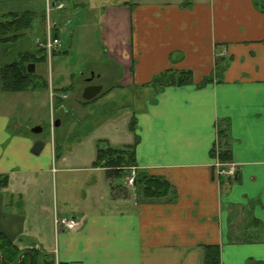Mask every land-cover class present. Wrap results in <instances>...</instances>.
I'll list each match as a JSON object with an SVG mask.
<instances>
[{"label":"crops","instance_id":"1","mask_svg":"<svg viewBox=\"0 0 264 264\" xmlns=\"http://www.w3.org/2000/svg\"><path fill=\"white\" fill-rule=\"evenodd\" d=\"M65 1L81 16L78 42L90 20L103 57L122 70L115 85L105 80L118 74L111 67L92 72L85 87L100 86L103 98L120 90L146 99L126 110L129 128L117 124L119 115L106 119L87 149L66 152L58 167L50 141L34 155L39 139L8 132L0 102V202L13 209L0 220V232L19 250L51 254L64 264H205L208 245L220 247L221 264H264V0H0V21L30 13L29 28L40 24L44 36L50 13L72 23ZM57 3L63 9H53ZM52 24L59 38L60 21ZM221 59L219 78L198 87ZM166 70L190 71L192 84L159 92L145 86ZM76 87H50V93L68 99ZM218 129L235 165L234 177L219 181L211 156L216 142L223 145ZM97 140L115 148L134 144L136 168L165 178L174 198L112 199L104 170L92 165ZM81 172L95 175L83 197L70 189L71 174ZM50 179L59 180L60 208L53 183L50 207ZM56 214L80 227L57 232Z\"/></svg>","mask_w":264,"mask_h":264},{"label":"rangeland","instance_id":"2","mask_svg":"<svg viewBox=\"0 0 264 264\" xmlns=\"http://www.w3.org/2000/svg\"><path fill=\"white\" fill-rule=\"evenodd\" d=\"M73 8L74 6H72V10H70L71 4L67 3L66 9H64L66 11L68 9L69 13H71L69 15L73 18L72 23L69 25H67L66 21H63V18L57 17L55 13H50L51 23L55 22L56 19L60 21L62 30L60 31L59 38L63 45L62 48L61 46L59 47V50L62 52L53 56H47L46 54L44 61L34 64V74L38 79L45 81L48 87L46 89L40 88L36 89V91L32 90L22 93L5 94L0 92V102L3 105V113L7 115L9 120L8 132L14 136L25 135L30 139L36 138L42 143L50 141V150L51 145L54 147V150L56 149V151H54L56 152V156L53 157L54 167H58L59 163L63 162V158H66V152L71 149H76L75 154H78L81 149L86 150L87 143H92L91 141L97 138L98 134L103 130V128L99 126H101L100 124L106 119L119 115L120 117L117 124L124 123L125 126L129 128L132 115L126 110L130 108V110L133 111L131 106L134 105V100L139 103L146 99V97L141 94H135L136 96L134 97L129 91L116 90L114 93L104 98L102 96H104L105 93L100 92L94 100L84 104L85 101L81 93L83 88L87 85L85 79L90 77L92 72L107 71L110 70L111 67L113 69H118V74L114 72V74L111 75L112 77L105 79L110 85H115L121 79L122 70L109 62L106 57H103L105 51L101 42H99L100 37L98 36V32L94 29L93 25L90 24V20L85 23V26H88L85 27L87 29L84 28L86 32L85 39H82V44L78 42V29L80 26H76L75 21L81 16L78 13L74 16ZM64 12H59L58 14L62 16ZM92 17L93 15H90L89 18ZM40 18H42V15ZM39 25L40 24L33 22V26L22 31L19 37L11 39L6 43H0V66L18 61L21 52H30L37 57L40 56L39 42H43L44 36L42 35V30ZM75 26L76 31L74 32L73 28ZM73 32L75 34L74 48L70 53L68 51V43H70ZM63 35H65L64 38L62 37ZM64 42H67V44ZM66 52L69 53L67 54ZM70 86L77 87L76 91L71 92L68 99L57 98L53 93L50 97V90L52 87H63V89L69 90ZM51 122L53 123L51 124ZM107 125H111L110 122ZM36 127L40 128L41 132L31 133V130ZM106 127L107 126H105V128ZM98 141L99 140L95 142V153ZM68 161L86 162L79 158H69ZM71 175L75 178L71 180L70 189L72 191L79 190L81 197H83L84 194L87 193V187L95 180V175L91 176L84 172ZM98 177L100 178V175ZM83 180L86 183L85 185L82 183ZM124 182L125 178L113 180V185L122 184V188H116L115 192L117 197L129 200L135 197L138 198L136 190L127 187ZM52 183L54 186L56 185L57 188V195L53 201L54 203L56 201L60 202L58 192L59 180L56 179L53 182L50 179V207L52 203ZM3 194L4 193L0 192V195ZM7 197L9 198L11 196L8 194ZM6 200L11 203L10 198ZM15 200L16 199H12L13 203H15ZM13 203L11 204L14 207L15 205ZM54 205L60 208L56 203ZM57 207H55L56 211L60 212L61 209H59V211ZM12 210L13 209H10V205H1L0 202V214L3 215H0V220L3 221V219L8 217L7 215H9ZM258 235L254 234V238ZM52 242V237H50V249L53 248ZM37 253L38 258H40L42 252Z\"/></svg>","mask_w":264,"mask_h":264},{"label":"trees","instance_id":"3","mask_svg":"<svg viewBox=\"0 0 264 264\" xmlns=\"http://www.w3.org/2000/svg\"><path fill=\"white\" fill-rule=\"evenodd\" d=\"M4 20L0 21V43H6L11 39L19 37L22 31L29 29L32 20L30 13L16 14L9 13L3 16ZM40 56L30 52L19 54V60L10 64L0 66V89L5 93H18L26 91H35L36 89H46L48 84L37 76L27 72L29 63H40L45 60V54L40 49ZM54 55V54H53ZM222 60V59H221ZM224 60V59H223ZM219 60L215 63V70L212 76L205 78L198 87L207 83H211L214 79H218L222 70H224V61ZM192 84V73L185 70H166L156 75L145 86L154 89L155 92L166 87H181ZM62 90V89H61ZM54 92H58L54 90ZM94 100V99H93ZM92 101V100H91ZM89 103L85 101L84 104ZM133 126V123L131 124ZM217 135L223 140L221 150L218 151L217 158L221 162H229L231 160L230 151L226 149L224 142V130L218 129ZM56 151V149L54 150ZM56 156V152H55ZM211 156L216 157L214 149ZM93 167L102 168L107 180L110 182V193L112 199L117 198L116 188H122V184L113 185L114 179L126 178L130 174V168H136L134 157V144L123 148H115L109 146L107 141L99 140L96 146V157L92 163ZM134 189L137 196L143 201H160L163 199L172 200L173 187L163 177L151 175L145 171L136 169L134 178ZM125 192V190H124ZM0 254L8 263H17V259L21 251L6 235L0 232ZM39 264H55L53 255L42 254L39 258ZM0 264H2L0 262ZM22 264H28V260L24 259ZM64 264V263H58ZM205 264H221L220 247L218 245L206 246Z\"/></svg>","mask_w":264,"mask_h":264},{"label":"built area","instance_id":"4","mask_svg":"<svg viewBox=\"0 0 264 264\" xmlns=\"http://www.w3.org/2000/svg\"><path fill=\"white\" fill-rule=\"evenodd\" d=\"M64 5L62 3H57L52 6L55 10H61L63 9ZM55 25L49 21V17H46V30L44 35L43 42H39L40 49L43 51V53L47 54V56H53L54 52L59 50V47L61 46V42L59 38L53 34ZM50 93V97H51ZM216 157H215V176L218 178V181L220 179H231L235 175V165L233 163L229 162H221L217 158L218 151L221 150V147H219V144L216 142L213 147ZM136 169L135 167L130 168V174L125 178L124 184L127 187H131L134 189V178L136 175ZM54 226L56 231H71L75 230L80 227V222L75 218H68L67 216H57L55 215L54 218ZM55 264H58L57 260L55 259Z\"/></svg>","mask_w":264,"mask_h":264},{"label":"water","instance_id":"5","mask_svg":"<svg viewBox=\"0 0 264 264\" xmlns=\"http://www.w3.org/2000/svg\"><path fill=\"white\" fill-rule=\"evenodd\" d=\"M27 72L29 74H33L34 73V64L33 63H29L27 65ZM101 91V87L98 86V85H89L87 87H85L83 89V92H82V98L84 101H91L93 99H95L98 94L100 93ZM41 132V129L36 127L34 129L31 130V133H39ZM43 143L41 141H36L31 149V152L34 154V155H37L39 154V152L41 151L42 147H43ZM27 254L28 257H29V263L28 264H33V255L31 252H26L24 254H22L19 258V261L17 263H8L4 260L3 256L0 254V262L2 264H21V258L23 255Z\"/></svg>","mask_w":264,"mask_h":264},{"label":"flooded vegetation","instance_id":"6","mask_svg":"<svg viewBox=\"0 0 264 264\" xmlns=\"http://www.w3.org/2000/svg\"><path fill=\"white\" fill-rule=\"evenodd\" d=\"M21 251V254L19 255L18 259H17V262L19 261V258L22 254L26 253V252H31L32 255H33V264H39V258H38V253L37 251L33 250V249H27V250H20ZM24 259H27L28 260V263H29V257L27 254L23 255L22 258H21V264L23 262Z\"/></svg>","mask_w":264,"mask_h":264}]
</instances>
